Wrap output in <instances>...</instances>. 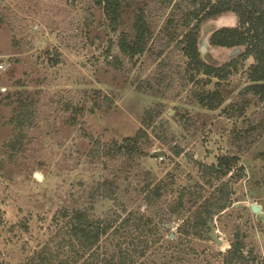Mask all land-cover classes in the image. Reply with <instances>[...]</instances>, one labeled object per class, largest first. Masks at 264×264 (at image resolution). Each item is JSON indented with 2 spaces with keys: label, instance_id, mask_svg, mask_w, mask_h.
Masks as SVG:
<instances>
[{
  "label": "rangeland",
  "instance_id": "374dc122",
  "mask_svg": "<svg viewBox=\"0 0 264 264\" xmlns=\"http://www.w3.org/2000/svg\"><path fill=\"white\" fill-rule=\"evenodd\" d=\"M180 2L165 6L149 0L153 37L145 54L130 60L121 54L118 39L122 30L132 31V8L114 32L94 0H0V264H31L41 255L58 264L73 253L62 248L63 221L57 215L65 206H90L86 194L92 182L118 163L108 159L105 168L103 160H93L88 152L94 140L135 136L150 109L160 115L146 128V153L126 167L128 178L120 179L118 197L127 212L77 264H224L223 254L238 230L247 250L264 261V221L251 210L258 202L264 211V131H250L237 144L232 140V131L246 129L264 110V101L251 96L241 114H228L231 106H240L239 92L248 83L245 71L253 60L219 85L216 78L195 74L179 43L185 29L173 9ZM236 23L233 13L203 21L199 40L205 37L208 43L202 54L206 63L223 65L235 57L237 50L214 47L209 37L214 28ZM50 56L59 57V64L52 65ZM144 81L154 87L140 86ZM216 88L224 102L210 110L199 96ZM20 94L33 96L39 116L29 150L12 160L3 145L15 133L10 118ZM103 95L113 102L110 107L100 106ZM68 102L83 106L76 126L67 121ZM176 146L184 149L180 156ZM224 154L237 155L239 162L231 182L233 205L213 215L222 242L217 244L210 227L200 235L187 234L183 227L216 193L222 180L206 169ZM150 179L152 187L164 185L162 198L152 205L141 193ZM116 202H106V208L109 204L121 212ZM129 213L133 217L125 220Z\"/></svg>",
  "mask_w": 264,
  "mask_h": 264
},
{
  "label": "trees",
  "instance_id": "16d2710c",
  "mask_svg": "<svg viewBox=\"0 0 264 264\" xmlns=\"http://www.w3.org/2000/svg\"><path fill=\"white\" fill-rule=\"evenodd\" d=\"M165 6H170L172 0H154ZM100 7L108 21L109 28L118 32L123 25V17L127 9L132 8V31L122 30L118 39V46L121 54L130 60L142 56L149 49L150 39L153 37L152 27L148 19L149 0H94ZM179 14V24L184 30L183 37L179 41L188 58L189 65L195 74H203L207 78H216L219 82L227 80L230 76L245 68L246 62L252 59L253 62L246 68L248 83L239 92L242 96L240 106H231L228 114L232 112L244 111L251 96H255L264 101V0H181L176 3L173 9ZM173 12V13H174ZM226 13H233L237 18V23L233 26H223L210 34L209 43L214 47H224L237 50L235 57L223 65H212L204 61L199 49V38L204 20L219 17ZM175 17L167 22L169 31L175 23ZM52 65L59 64V57H51ZM115 61V60H114ZM112 62V61H111ZM196 75H192L191 79ZM19 81L18 86L23 84ZM210 82V80H209ZM217 84V83H216ZM153 88L151 81H144L139 84ZM139 86V87H140ZM98 92H100L98 90ZM104 100L100 101V106L110 107L113 102L103 95ZM18 104L13 108L14 114L10 118L15 133L13 138L7 140L3 147L7 156L14 160L17 156L23 155L29 150L32 129L36 126L39 116V103L33 96L24 97L22 94L17 99ZM224 102L221 89L203 93L199 96V103L210 110L218 109ZM66 110L71 111L67 116V121L76 126L79 122L78 116L82 113L83 106L79 102H68ZM227 110V109H225ZM153 109L147 110L144 117V127H141L135 136H127L122 141L113 140L105 143L100 139L94 140L93 148L88 155L93 160H103L104 167H108L107 160L118 161L117 166L107 171L101 179L92 182L91 189L87 191V197L91 205L80 204L76 207H62L57 215V220H62L63 225L60 230L62 237V248L70 247L73 253L63 257L58 264H77L87 253L92 251L101 239L115 229L120 221L123 212H127L125 203L119 199V189L121 180L128 178L127 168L133 167L136 159L146 153L145 141L149 140L147 127L154 124L158 114ZM246 129H235L232 131V140L235 144L240 140H246L250 131H264V110L259 112L255 119ZM161 125V124H160ZM157 127L155 126V132ZM248 133V134H247ZM174 152L180 156L184 149L176 146ZM264 158V153L261 154ZM239 162L237 155L224 154L217 158V162L207 166L206 171L216 174L222 180L221 184L211 197L204 201L198 211H195L193 220L185 224L183 231L187 234L200 235L204 229H209V221L213 220L215 213H220L233 205V188L231 182L236 175L235 168ZM127 167V168H126ZM126 168L125 171L121 170ZM240 170H243L241 167ZM110 173L112 177H110ZM230 175L229 179H226ZM149 177V176H147ZM241 177V173L238 174ZM121 179V180H120ZM152 180L146 182L141 193L147 204H154L163 196L164 185L158 183L152 187ZM85 197V196H84ZM184 194L182 195V200ZM96 201L101 202L102 215L97 213ZM117 201L118 208L107 205L106 202ZM85 203V201H84ZM86 204V203H85ZM182 206V203H179ZM106 208V209H105ZM173 211L177 208L173 207ZM142 212V211H140ZM132 213L128 214L125 220L131 219ZM224 264H264L253 249L247 250L245 235L241 230L236 231L231 247L223 254ZM31 264H53L51 257L41 255L34 258ZM95 264V263H94ZM113 264V263H106ZM118 264V263H117ZM126 264V263H121Z\"/></svg>",
  "mask_w": 264,
  "mask_h": 264
},
{
  "label": "water",
  "instance_id": "95a60500",
  "mask_svg": "<svg viewBox=\"0 0 264 264\" xmlns=\"http://www.w3.org/2000/svg\"><path fill=\"white\" fill-rule=\"evenodd\" d=\"M207 48H208V43L204 37L203 39L199 40V49H200L201 54H203L207 50ZM251 210L256 215L258 221H264V211H263V206L261 204H259L258 202L252 203ZM208 225L210 227V233H209L210 237L217 244H221L222 242L220 241L218 237L215 224L212 222V220L209 221Z\"/></svg>",
  "mask_w": 264,
  "mask_h": 264
},
{
  "label": "flooded vegetation",
  "instance_id": "af4514ba",
  "mask_svg": "<svg viewBox=\"0 0 264 264\" xmlns=\"http://www.w3.org/2000/svg\"><path fill=\"white\" fill-rule=\"evenodd\" d=\"M219 28H221V27L214 28V29L211 31V33L214 32L215 30L219 29ZM211 33H210V34H211Z\"/></svg>",
  "mask_w": 264,
  "mask_h": 264
},
{
  "label": "built area",
  "instance_id": "2783aa9c",
  "mask_svg": "<svg viewBox=\"0 0 264 264\" xmlns=\"http://www.w3.org/2000/svg\"><path fill=\"white\" fill-rule=\"evenodd\" d=\"M0 67H3L2 65H0Z\"/></svg>",
  "mask_w": 264,
  "mask_h": 264
}]
</instances>
